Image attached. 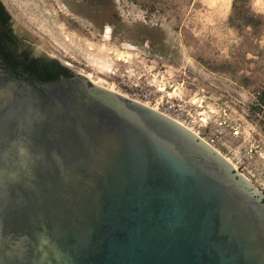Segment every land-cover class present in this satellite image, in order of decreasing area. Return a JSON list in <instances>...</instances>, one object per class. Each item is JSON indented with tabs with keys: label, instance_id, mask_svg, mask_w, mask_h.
Segmentation results:
<instances>
[{
	"label": "water",
	"instance_id": "95a60500",
	"mask_svg": "<svg viewBox=\"0 0 264 264\" xmlns=\"http://www.w3.org/2000/svg\"><path fill=\"white\" fill-rule=\"evenodd\" d=\"M69 70L38 84L0 65V264H264L259 190L187 128Z\"/></svg>",
	"mask_w": 264,
	"mask_h": 264
},
{
	"label": "rangeland",
	"instance_id": "374dc122",
	"mask_svg": "<svg viewBox=\"0 0 264 264\" xmlns=\"http://www.w3.org/2000/svg\"><path fill=\"white\" fill-rule=\"evenodd\" d=\"M0 1L27 51L120 94L134 81L180 91L196 114L227 107L241 116L246 143L264 135V0L243 1L262 17L257 30L230 25L234 0ZM258 151L250 168L264 185Z\"/></svg>",
	"mask_w": 264,
	"mask_h": 264
},
{
	"label": "built area",
	"instance_id": "2783aa9c",
	"mask_svg": "<svg viewBox=\"0 0 264 264\" xmlns=\"http://www.w3.org/2000/svg\"><path fill=\"white\" fill-rule=\"evenodd\" d=\"M127 87L129 92L127 94L121 93V95L150 107L187 128L212 148L224 136L221 129H226L228 135L232 137H238L242 134L241 116L236 112H230L227 107L218 106L216 112L196 114L193 109L194 103L184 99L180 91L173 95L167 94L160 92V86L155 87L134 81H129Z\"/></svg>",
	"mask_w": 264,
	"mask_h": 264
},
{
	"label": "trees",
	"instance_id": "16d2710c",
	"mask_svg": "<svg viewBox=\"0 0 264 264\" xmlns=\"http://www.w3.org/2000/svg\"><path fill=\"white\" fill-rule=\"evenodd\" d=\"M243 1L245 0L233 1V15L229 18V23L235 29L248 26L257 30L262 23V17L248 10L243 11ZM0 6L4 7L1 1ZM19 49L15 44L8 46L0 41V64L17 76L28 78L34 83L49 84L58 82L62 77L70 78L74 75L55 59L45 56L33 57L26 49Z\"/></svg>",
	"mask_w": 264,
	"mask_h": 264
},
{
	"label": "flooded vegetation",
	"instance_id": "af4514ba",
	"mask_svg": "<svg viewBox=\"0 0 264 264\" xmlns=\"http://www.w3.org/2000/svg\"><path fill=\"white\" fill-rule=\"evenodd\" d=\"M1 8H2V12L0 11V41L1 43L3 45H8V46L15 44L21 50H25L24 41L21 40L14 33V29L11 26V18H10L8 11L6 10L5 7H1ZM33 57H36V56H33ZM2 68L8 74H14L8 71L7 69H5L3 66ZM221 131L224 134V136L222 137V139L217 141L215 147L213 148L214 151L219 156H221L232 167L235 173L243 177L254 188H256L257 190H259V188L264 189V185H256L257 179H255V175L251 172V168H250L251 166H254L255 160L253 156H255V159H256V157L260 155V152L258 150H261L262 148H264V143L261 139V137L262 136L264 137V135H260L261 133H259L261 137L259 136V137L253 138L254 143L252 142V140H249L246 143V138L244 136L245 134L244 124H243L242 134L238 137L229 136L226 129L225 130L221 129ZM247 155H249V157H247ZM261 194L264 197V193L261 192Z\"/></svg>",
	"mask_w": 264,
	"mask_h": 264
},
{
	"label": "bare ground",
	"instance_id": "6f19581e",
	"mask_svg": "<svg viewBox=\"0 0 264 264\" xmlns=\"http://www.w3.org/2000/svg\"><path fill=\"white\" fill-rule=\"evenodd\" d=\"M106 36L108 37V36H109V33H106ZM117 60H118V61H121V59H117ZM86 75H87V77H88L93 83L98 84V85H101V86H103V87H106V88L109 89V90L114 91V89L112 88V86L101 84L98 80L94 79V78H93V74H91V73H87ZM160 92H165V88H164V87H163V88H160Z\"/></svg>",
	"mask_w": 264,
	"mask_h": 264
}]
</instances>
